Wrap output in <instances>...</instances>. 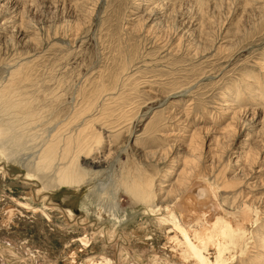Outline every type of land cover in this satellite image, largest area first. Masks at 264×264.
Instances as JSON below:
<instances>
[{"label":"rangeland","instance_id":"obj_1","mask_svg":"<svg viewBox=\"0 0 264 264\" xmlns=\"http://www.w3.org/2000/svg\"><path fill=\"white\" fill-rule=\"evenodd\" d=\"M261 65L264 0H0V91L12 89V99L29 102L31 112L8 116L23 121L22 147L11 141L2 148L0 133V264H73L82 235L91 242L74 264H182L168 259L173 227L166 215L149 211L121 179L143 167L160 181L168 167L164 150L177 152L172 144L180 142L182 152L195 130L207 164L227 165L234 178L264 177L260 167L255 173L234 164L247 145L264 146ZM102 86L108 91L97 97ZM238 91L231 137L223 112ZM255 91L259 100L246 97ZM175 109L189 114L186 132L165 120ZM162 116L160 133H153ZM80 126L112 140L115 153L104 167L96 163L104 146L103 158L84 159L98 178L76 194L44 183L46 171L33 162L48 141ZM180 169L173 163L170 176ZM208 194L204 188L202 200ZM9 205L22 213L7 227L1 222ZM108 213L126 214V221L114 223ZM139 223L147 230L137 237ZM258 224L263 233L264 220Z\"/></svg>","mask_w":264,"mask_h":264},{"label":"bare ground","instance_id":"obj_2","mask_svg":"<svg viewBox=\"0 0 264 264\" xmlns=\"http://www.w3.org/2000/svg\"><path fill=\"white\" fill-rule=\"evenodd\" d=\"M261 69H264L263 65H261ZM107 89L105 86L100 87L97 90V97H102V93L108 91ZM3 91H0V133L2 135V148L6 142L11 141L17 144L18 147H22L26 138L23 121L18 118L13 120L11 116V118H8V116L10 114H19L21 118V114L23 117L24 113L29 115L31 113L29 102L27 103L26 100H17V98L13 100L11 96L12 89H3ZM242 92H234L235 97L231 100L225 99L227 102L230 101V103H226L227 107L224 109L223 114L227 120H230L227 124L228 132L230 130L234 131L232 134L230 132L231 137L237 134V130H234L233 126L236 127L237 125L239 112L233 111L236 104H233L231 101H235L236 98L243 95ZM255 92L246 97H251V100H259L254 96H260L261 94L260 92ZM175 104L174 101H171L172 107ZM257 104L263 108L261 110L264 112V95L261 96V100ZM177 110L171 111L167 119L163 118V116L156 119L153 133H160L162 120L164 119L170 122L172 119L175 122L172 125L174 124L176 128L179 127L186 132L187 127L190 126L188 120L189 114L180 111V109ZM3 115L5 117L2 119ZM129 120H131V123L127 126L129 134L132 135L134 133L135 122L138 118L134 116ZM24 122L26 124L28 123L27 120ZM89 129L81 128L76 133H73L75 129L73 132L71 131L72 133L64 137H55L48 141L45 147L43 146L44 148L38 151L39 155L35 163L33 162V166L36 165L39 167L41 172V168L46 171L47 178L44 180V183L51 181L54 187L63 186L73 188V191L76 193L81 192L83 188H87L88 185L96 182V178H98L96 176L99 170L97 171L92 167H88L87 164L89 162L84 161V159L91 158L90 156L92 155L94 160L97 157H102L104 154V159L96 161L99 167H104L115 152L111 150L113 145L112 140L105 142L103 135L97 138L93 137ZM179 136L181 137L183 134ZM196 137L198 135L195 130L190 134L188 139L189 143L184 147V152L179 151L182 150L179 146L181 145L180 142L172 144V147L177 146V152L175 151L171 154L169 148L164 150L162 159L168 161V167L164 171L160 181L153 173H148L143 167H137L131 169L123 176L121 185H123L134 199L139 198V202H142L143 206L149 211L154 213L156 211L158 214L162 213L166 215L164 217L166 218L165 221H169L173 227L171 232H169L170 235L167 236V242L165 244L167 250H169L168 254L170 257L168 259L171 260V257H176L182 264H264V231L262 233L259 230L260 227L257 228V226H260L258 222L261 219L264 220V193L263 195L259 194V191L264 190V177H262V173L264 172V146L260 148L257 145L249 144L247 147H244L245 150L239 152L238 156H236L237 159L234 164L237 166L241 165L243 171L249 168L251 172L256 173L255 168L260 167V171L257 173L262 175L252 177L255 179L252 182L249 179L246 180L250 177L249 174H247L248 176L246 175L247 178L245 180L229 176L227 173V165L222 167L217 163L215 165L213 162L207 164L205 151L203 150L204 144L202 142L200 145L196 141ZM178 140H181V138ZM102 146L104 147L102 148ZM229 146L231 145H228L226 149H230ZM101 148L105 149V151ZM100 149L102 156L99 153ZM175 162L180 163L181 169L176 171L175 176L172 174V177L170 174L173 171H171L172 164ZM157 180L159 183H157ZM210 180L212 182L207 183ZM204 188L209 194L206 195V199L202 200L200 194ZM163 204H165V211L162 210ZM256 205L257 208L254 209ZM21 213V210L13 205L7 206L6 215L2 219L1 224L9 227ZM99 213L102 216L105 215L101 212ZM179 213L181 215V221L179 219ZM108 216L117 224L126 221V214L121 216L119 213H108ZM145 225L139 223L138 228H135L133 233L137 237L142 236L141 234L147 230ZM254 226L257 229L254 230ZM90 242V237L86 235L78 237L77 244L80 245L76 247V250L71 252L73 264L76 263V259L79 258L80 253L85 252L86 249L84 247H88ZM138 249L136 247L135 251L137 252ZM258 260L260 262H257ZM87 264H112V262L111 260H107L106 262L97 263L93 260H88Z\"/></svg>","mask_w":264,"mask_h":264}]
</instances>
